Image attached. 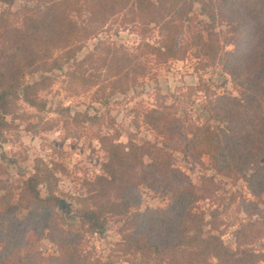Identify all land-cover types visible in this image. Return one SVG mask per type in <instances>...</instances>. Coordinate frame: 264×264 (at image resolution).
<instances>
[{"label": "trees", "instance_id": "obj_1", "mask_svg": "<svg viewBox=\"0 0 264 264\" xmlns=\"http://www.w3.org/2000/svg\"><path fill=\"white\" fill-rule=\"evenodd\" d=\"M14 1L0 0L9 6ZM27 1L34 4L27 3L20 12L0 13L3 115L29 120L24 102L38 114L30 125L45 124L46 102L39 92L55 81L51 72L72 61L69 74L74 78L86 61H97V51L80 61L76 56L85 38L99 34L108 18L118 13L138 19L142 41L136 51L123 46L109 51L101 65L105 73L85 78L87 87L103 83L113 92L127 90L131 80L145 73L147 55L163 62L179 57L187 27L196 36L200 52L231 77L237 95L208 96L202 103L206 115L202 123L177 117L164 102L143 109L140 115L161 135L159 141L122 142L116 139L119 134L100 136L106 153L102 171L84 181L86 194L74 198L80 226L58 210L60 198L51 180L57 177L49 164L37 158L35 172L0 195V264H118V257L127 255L139 258L136 264H263L264 251L252 246L250 225L234 230L235 247L225 243L220 211L198 207L208 198L201 192L218 186L204 175L198 187L173 164V152L200 159L207 156L218 175L243 180L257 199L264 195V0H198L201 14L209 18L199 32L190 26L194 0ZM85 10L93 14L88 20L83 18ZM155 27L162 31L157 45L148 41ZM229 45L233 48L228 49ZM37 73L38 80L26 81ZM51 127L45 124L37 130ZM142 187L168 198L166 206L142 210ZM19 209L27 210L24 218ZM111 219L119 223L120 236L113 252L106 258L85 255L86 233H104ZM30 231L53 243L55 253L45 255L30 245Z\"/></svg>", "mask_w": 264, "mask_h": 264}, {"label": "rangeland", "instance_id": "obj_2", "mask_svg": "<svg viewBox=\"0 0 264 264\" xmlns=\"http://www.w3.org/2000/svg\"><path fill=\"white\" fill-rule=\"evenodd\" d=\"M27 3L34 4L27 0H15L11 6L0 2V13L7 9L20 12ZM193 4L194 19L190 26L192 31L199 32L209 18L201 14L198 0H194ZM125 14L118 13L108 18L99 34L85 38L82 43V50L78 52L76 60L80 61L89 53L97 51L98 56H94L97 61H86L76 70L74 78L69 74L74 68L72 61L63 69L51 72L55 81L48 90L39 92L46 102L42 115L48 120L45 124L52 126L50 129L37 130L45 124L34 128L30 125L38 114L35 108L24 102V109L30 112L29 120L13 118L0 112V195L11 185L15 186L33 174L35 160L41 158L57 177L56 181L51 180L57 186L56 194L60 200H64L63 207L58 205V210L65 212L80 226L74 198L86 194L84 181L102 171L106 153L101 147L100 136L119 134L116 139L122 142L129 139L137 142L159 141L161 135L145 123L143 114L140 115L143 109L157 107L164 102L172 107L177 117L202 123L206 121L202 103L208 96L214 93L237 95L231 77L220 65L211 63L200 52L195 45L196 36H192L193 33L187 27L180 40L179 57L163 62L147 55L143 65L145 73L131 80L127 90L113 92L103 83L87 87L85 78H94L99 72L105 73L106 67L101 65L111 55L109 51L120 46L136 51L142 41L137 31V24H140L138 19H133L130 13ZM91 16L93 14L90 11H84V19L88 20ZM161 38L162 31L157 27L152 28L148 41L157 45ZM227 48L232 49L233 46ZM39 76V73L29 75L26 81L33 82ZM173 154V164L186 172L198 187L204 175L213 178L218 186L214 191L201 192L208 198L201 200L198 207L206 212L214 208L220 211L219 218L224 221L220 232L225 243L235 247L234 230L247 224L250 225L252 246L264 251V195L257 199L243 180L234 181L218 175L207 156L201 159L196 156L185 157L181 151ZM41 193L47 195L45 185L41 186ZM167 203L168 198L148 187H142V210L165 207ZM255 209L256 213H252ZM18 213L24 218L27 210L19 209ZM118 224L115 219H111L104 233H86L84 254L93 258H106L112 253L115 242L120 240ZM27 239L30 245L45 255L56 251L53 243L33 231L27 234ZM138 260L135 256L127 255L118 257V264H136Z\"/></svg>", "mask_w": 264, "mask_h": 264}, {"label": "water", "instance_id": "obj_3", "mask_svg": "<svg viewBox=\"0 0 264 264\" xmlns=\"http://www.w3.org/2000/svg\"><path fill=\"white\" fill-rule=\"evenodd\" d=\"M63 205H64V200H63V199H61V200H60V202H59V206H60V208H62V207H63Z\"/></svg>", "mask_w": 264, "mask_h": 264}]
</instances>
